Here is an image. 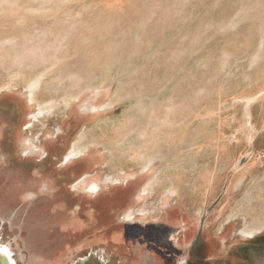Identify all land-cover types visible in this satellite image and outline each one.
I'll use <instances>...</instances> for the list:
<instances>
[{"label": "rangeland", "instance_id": "rangeland-1", "mask_svg": "<svg viewBox=\"0 0 264 264\" xmlns=\"http://www.w3.org/2000/svg\"><path fill=\"white\" fill-rule=\"evenodd\" d=\"M260 54L264 0H0V208L40 178V200L15 215L28 251L58 260L134 217L187 225L188 241L199 230L215 256L263 231L249 223L264 221V168L241 186L223 164L220 183L199 177L225 99L264 85ZM47 160L50 190L35 168Z\"/></svg>", "mask_w": 264, "mask_h": 264}, {"label": "flooded vegetation", "instance_id": "flooded-vegetation-1", "mask_svg": "<svg viewBox=\"0 0 264 264\" xmlns=\"http://www.w3.org/2000/svg\"><path fill=\"white\" fill-rule=\"evenodd\" d=\"M253 155L254 153H251L250 156ZM66 160L65 165L75 159L68 162ZM35 168L46 169L45 186L50 190V160ZM19 174H22L21 171ZM28 175L30 174L24 176L40 180L35 177L37 175L34 172H31V176ZM37 181L23 182L19 185L21 204L15 210L11 203L0 208V264H264V230L229 244L223 254L215 256L212 252L213 242L201 238L199 230L196 239L188 241L187 236L192 229L187 225L179 228L178 225L157 224L154 221L142 224L135 222V217L132 221L128 218L122 223L116 221L115 224L107 226L108 228L103 226L110 228L112 234L109 239L107 236L97 234L87 242L70 247L58 260L52 259L50 262L49 258V262H46L28 251L23 238L19 236L22 230L28 227L26 220L17 221L15 218L17 211L24 207L23 201L34 198L36 202L40 200L37 196L42 186ZM96 186L94 187L96 191L90 192L89 188L82 194L97 198L101 192ZM32 209L37 208L30 207L26 210L27 214H31ZM91 216H94V219L99 218L96 212L91 213ZM95 221H92L90 228L94 227ZM87 227L88 225L84 228ZM183 248L187 249V255L182 254Z\"/></svg>", "mask_w": 264, "mask_h": 264}, {"label": "crops", "instance_id": "crops-1", "mask_svg": "<svg viewBox=\"0 0 264 264\" xmlns=\"http://www.w3.org/2000/svg\"><path fill=\"white\" fill-rule=\"evenodd\" d=\"M257 56L260 59L254 65L252 64V67H258L260 70L264 67V55ZM260 83V80L251 81L241 88L242 94L225 99L222 108L224 123L218 131L216 130L217 141L213 140L215 144L210 150V152L216 154V160L208 163L206 166L207 171H202L203 175L199 173V177L202 176L200 182L212 185L216 181L220 183L219 177L218 180L215 179L217 172L214 168L217 167H215V164H213V167L211 163L224 165L223 174L220 172V177L221 174L224 176L225 173L229 172V177L233 178L232 176L236 175L234 173L239 170L238 186L244 184L252 172H260L264 168V161L256 162L254 155L250 156L251 153L256 151H264V85ZM255 84H259V86L249 90L251 85ZM169 191L172 194H177L173 185H171ZM260 222L263 223L261 224L263 226L264 221L258 219V222L249 223V227H252V225L260 227Z\"/></svg>", "mask_w": 264, "mask_h": 264}, {"label": "bare ground", "instance_id": "bare-ground-1", "mask_svg": "<svg viewBox=\"0 0 264 264\" xmlns=\"http://www.w3.org/2000/svg\"><path fill=\"white\" fill-rule=\"evenodd\" d=\"M36 85H37V84H36ZM32 87H33V86H32ZM54 107H55V106H54ZM94 109H95L94 111L96 112V111H97L96 107H94ZM46 110H47L46 107L44 108V107L41 106V107H40V110H39V114H43ZM159 151H160V150H159ZM79 155H81V152H79V153H75V154H70V155L67 156V160H66V161H67V162H68V161H71V160L77 158ZM113 174H114V173H113ZM114 177H115V176H114ZM110 179L113 180L114 178L111 177ZM113 181H114V180H113ZM96 190H97V189L92 188V189H90L89 191L92 192V191H96ZM140 213H141V214H145L146 211L141 210Z\"/></svg>", "mask_w": 264, "mask_h": 264}, {"label": "snow or ice", "instance_id": "snow-or-ice-1", "mask_svg": "<svg viewBox=\"0 0 264 264\" xmlns=\"http://www.w3.org/2000/svg\"><path fill=\"white\" fill-rule=\"evenodd\" d=\"M3 251H5V252H6V251H7V249H3Z\"/></svg>", "mask_w": 264, "mask_h": 264}]
</instances>
